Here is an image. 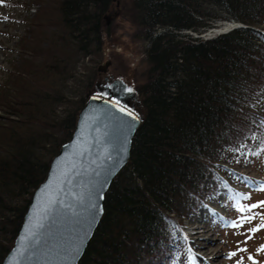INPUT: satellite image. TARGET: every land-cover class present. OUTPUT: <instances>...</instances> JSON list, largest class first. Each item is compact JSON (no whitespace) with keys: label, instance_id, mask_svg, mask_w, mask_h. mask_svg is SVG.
I'll return each mask as SVG.
<instances>
[{"label":"trees","instance_id":"obj_1","mask_svg":"<svg viewBox=\"0 0 264 264\" xmlns=\"http://www.w3.org/2000/svg\"><path fill=\"white\" fill-rule=\"evenodd\" d=\"M34 1L41 8L21 40L29 51L6 72L12 97L0 90V108L26 129L0 117L8 122L0 124V262L86 102L69 100L64 117L53 118L34 116L27 99L33 108L65 99L54 83L80 57L101 54L116 2ZM122 8L144 43L147 68L135 87L143 119L78 264H176L184 238L173 215L189 200L204 203L213 179L244 181L232 173L235 160L264 152V0H128ZM229 21L243 27L200 37Z\"/></svg>","mask_w":264,"mask_h":264},{"label":"rangeland","instance_id":"obj_2","mask_svg":"<svg viewBox=\"0 0 264 264\" xmlns=\"http://www.w3.org/2000/svg\"><path fill=\"white\" fill-rule=\"evenodd\" d=\"M11 2H13L11 5L4 8L0 5V16L3 14L7 16L4 22H0V90L3 87L4 92L11 95L10 97H12L14 87L11 82H8L10 78L5 81L6 72L8 70L15 72L20 56L25 57L24 52L29 51L23 47L21 40L23 36L28 37L30 23L41 8V3L34 0H9L8 3ZM116 2L114 11L107 15L110 18L106 25L108 35H106L101 54L80 57L76 64L73 63L68 73L56 84L54 83V87L65 98L61 102L55 101L50 104L36 102L37 106L33 108L35 98L27 99L31 101L28 104L26 102L27 107L32 108L34 116L47 113L53 118L64 117L72 107L69 100L78 99L80 96L85 97L97 77V67L107 61H110L107 71L109 70L115 79H124L135 87L142 83V75L147 68L143 51L144 43L135 36L138 32L137 28L130 22L122 8V3L124 7L128 0H116ZM226 23H231L233 27L242 25L231 21ZM187 33L195 37L194 33ZM212 37L214 36L203 39ZM89 81L92 84L87 87ZM11 103L14 108L17 107L14 100ZM6 116L12 120L9 124L19 130L20 127H17L18 122L16 121L20 118L18 113L0 108V117ZM2 118H0V124L7 122ZM20 129L26 130L25 128ZM232 170V173H237L245 180L241 183L234 182V185H231L224 181L216 184L213 179L207 183L213 187V191L204 203L198 204L194 200H189L183 207L184 209H181L182 216L173 215V218L181 221L184 238L180 259L176 264L213 262L210 261L211 257L201 254L204 249L217 254V258L214 259L215 264H237L241 260L242 264H264V207L253 209L252 213H245L254 215L255 219L250 222L246 221L242 228L231 226L234 221H237L239 215L236 209L264 201V190H262L264 189V152L247 161L237 158ZM249 196L250 199H244ZM5 199L11 204L19 202L13 198L8 200L5 197ZM256 227H259V231H249ZM194 228H198L197 231L196 229L193 231ZM232 253H237V255H232Z\"/></svg>","mask_w":264,"mask_h":264},{"label":"water","instance_id":"obj_3","mask_svg":"<svg viewBox=\"0 0 264 264\" xmlns=\"http://www.w3.org/2000/svg\"><path fill=\"white\" fill-rule=\"evenodd\" d=\"M116 6H118V2H116ZM109 19V16H105L107 25L109 23ZM238 27L243 26L239 25ZM233 28L237 27H231V29ZM231 29L221 33H226ZM109 65L110 61H107L105 64L97 67V77L93 86L85 94L86 102L77 114L75 127L71 137L67 142L60 146L57 154L52 157L46 177L34 190L30 203L23 216V220H21L19 228L13 239L12 245L1 260L0 264H19V261L21 260H23V264H33L36 257L31 255L22 256L24 249L27 248L31 239V232L26 231V226L29 224L35 225L39 223L40 215L49 206L51 201L57 199V193L62 186L64 176L71 175L73 171L78 170L81 165H85L87 163L84 157L80 156V153L83 152L87 154L89 145L95 144L96 137H102L103 131L105 130V124L111 123L112 127L108 130L113 132V143H119L118 132L114 130L115 125L129 118L125 115V113L118 111V108L121 106L125 108L126 112L130 111L133 116H136L137 122L133 131L129 133L126 150L120 165L115 169L113 174L107 178V187L104 191V195L113 178L129 161L132 139L143 119V114L140 111L139 95L133 84L121 78H116L110 81V77L103 76V73L107 72ZM108 85H111L112 87H108ZM127 88L132 89V91H125L124 89ZM105 93L107 95H103ZM94 96L96 99H92ZM114 99H118L120 104L116 105L113 103ZM105 101H107V103ZM97 126L100 127V132L95 131ZM102 149L103 145L100 146V149L94 148L93 151ZM61 195L63 194L61 193ZM74 195L75 192H73V196ZM104 195L103 199L98 202L102 206V212L98 216L96 222L88 230L87 238L82 242L80 254L75 258V264H78V261L82 257L85 248L103 215ZM71 199L72 197H65L66 201ZM54 231L57 232L58 238L63 236L65 239H74L75 234L79 232V229H74L71 225H68L61 227L60 229H54ZM69 232L73 233L71 237L68 235ZM46 259L57 261L59 259H64V257H57L55 253H53L51 257H45L43 255L39 257L41 262Z\"/></svg>","mask_w":264,"mask_h":264},{"label":"snow or ice","instance_id":"obj_4","mask_svg":"<svg viewBox=\"0 0 264 264\" xmlns=\"http://www.w3.org/2000/svg\"><path fill=\"white\" fill-rule=\"evenodd\" d=\"M108 87L112 86L108 85ZM124 90L132 91L130 88ZM92 99H96V97L94 96ZM105 102L107 103V101ZM113 103L119 105L120 101L114 99ZM118 111L129 117L115 125L114 130L118 132L119 143H113V132L108 130L112 127L111 123L105 124L102 137H96L95 144L89 145L87 154L80 153V156L84 157L87 163L81 165L71 175L64 176L62 186L57 193V199L51 201L40 215L39 223L26 226V231L31 232V239L22 256L36 257L33 264H75V258L80 254L81 245L83 240L87 238L88 230L102 212V206L98 202L103 199L107 187V178L120 165L126 150L129 133L133 131L137 122V117L133 116L130 111L126 112L124 107H119ZM95 131L100 132V127L97 126ZM101 145H103L102 150L93 151L94 148L100 149ZM73 192H75L74 196ZM65 197H72V199L66 201ZM244 199H250V196L244 197ZM262 207H264V201L247 204L236 209L239 215L237 221H234L231 226L242 228L246 221L250 222L255 219L254 215L245 213H252L253 209ZM68 225L74 229H79L75 238L65 239L63 236L58 238L54 229ZM249 231H259V227L249 229ZM68 235L71 237L73 233L69 232ZM53 253L57 257H64V259L57 261L46 259L43 262L39 260L41 255L51 257ZM232 255H237V253H232ZM249 259L252 258L249 257ZM19 264H23V260L19 261ZM237 264H242V260L238 261Z\"/></svg>","mask_w":264,"mask_h":264},{"label":"bare ground","instance_id":"obj_5","mask_svg":"<svg viewBox=\"0 0 264 264\" xmlns=\"http://www.w3.org/2000/svg\"><path fill=\"white\" fill-rule=\"evenodd\" d=\"M8 2H9V0H0L1 7L4 8V7H7L8 5H11L13 3V2L8 3ZM6 19H7V16L6 15L3 14V15L0 16V22H4V20H6ZM231 27H232L231 23H229V24H227V23H221V24L218 25V27H215L212 30H209V32L207 34H205V37L216 36V35L220 34L221 32H225L226 30L231 29ZM195 229L197 231L198 228H194L192 230L195 231ZM195 233H197V232H195ZM201 254H203V256H209V257H211L210 258V261H213L211 263L204 262L205 264H215L216 263L214 261V259L217 258V254L216 253L214 254L211 251H209L208 249H204L203 251H201Z\"/></svg>","mask_w":264,"mask_h":264},{"label":"flooded vegetation","instance_id":"obj_6","mask_svg":"<svg viewBox=\"0 0 264 264\" xmlns=\"http://www.w3.org/2000/svg\"><path fill=\"white\" fill-rule=\"evenodd\" d=\"M103 76L110 77V81L115 79L114 75L109 70L106 73H103Z\"/></svg>","mask_w":264,"mask_h":264}]
</instances>
